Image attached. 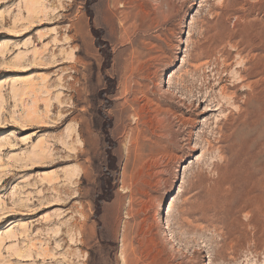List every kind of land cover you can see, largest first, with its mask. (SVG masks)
I'll list each match as a JSON object with an SVG mask.
<instances>
[{
  "label": "rangeland",
  "instance_id": "374dc122",
  "mask_svg": "<svg viewBox=\"0 0 264 264\" xmlns=\"http://www.w3.org/2000/svg\"><path fill=\"white\" fill-rule=\"evenodd\" d=\"M263 179L264 0H0V264H264Z\"/></svg>",
  "mask_w": 264,
  "mask_h": 264
},
{
  "label": "bare ground",
  "instance_id": "6f19581e",
  "mask_svg": "<svg viewBox=\"0 0 264 264\" xmlns=\"http://www.w3.org/2000/svg\"><path fill=\"white\" fill-rule=\"evenodd\" d=\"M32 5H34V4H32ZM36 5V4H35ZM36 8V7H35ZM141 94H142V97H143V99L145 100V103H146V105L147 104H149L150 103V99H148V97L146 96V94H145V92L142 90V88L140 89V91H139ZM144 103V104H145ZM153 104V103H152ZM145 106V105H144ZM141 107L140 109L141 110H146V107ZM220 107H218L217 105H214V107H211L210 105H206V107H205V109L201 112V113H206V112H208V111H214V110H218ZM151 109V108H150ZM150 109H149V111H150ZM155 110H152V111H155V112H158L160 109H159V105L158 104H156L155 105V108H154ZM135 114H136V116H138V118H139V114L137 113V111L135 112ZM152 116H153V114H152ZM137 118V117H136ZM183 120V119H182ZM143 121V120H142ZM141 121V122H142ZM184 121H186V124L189 122V120L188 119H184ZM138 122H139V120H138ZM145 122H147V121H145ZM189 123H191V121L189 122ZM151 124V123H150ZM185 124V123H184ZM148 125V124H147ZM137 128V127H136ZM149 129V128H148ZM155 129V128H154ZM137 130V129H136ZM143 130H141V132H139V135L141 136V138H144V137H142L143 136V132H142ZM154 132V131H153ZM153 132H151V133H153ZM132 133V132H131ZM133 134V133H132ZM135 135V134H134ZM136 135H137V133H136ZM171 136V142L173 143V144H175L176 146H178V143L176 142V140H175V138L174 137H172V134L170 135ZM136 139H138L137 137H136ZM177 139V138H176ZM185 139H187L185 142H186V144H188L189 145V137L188 138H185ZM184 139V140H185ZM135 145H136V148H139V145H140V142H138V141H136L135 142ZM171 146V145H170ZM264 180V179H263ZM261 184V183H260ZM263 184V183H262ZM260 186V185H259ZM264 187V185H262V188ZM261 188V189H262ZM263 197H264V194L262 195ZM262 196L260 195V196H256L255 197V200H254V204L256 205V207L255 208H257V211H258V213H261V214H263L264 215V201L262 200ZM256 211V210H255ZM255 219H252L249 223H253L252 221H254ZM254 224V223H253ZM257 225V224H256ZM227 226H229V230H231V231H235L236 230V228L231 224V225H227ZM230 231V232H231ZM243 233V232H242ZM235 237V236H234ZM238 238V237H237ZM237 238H235V239H237ZM235 244V243H234Z\"/></svg>",
  "mask_w": 264,
  "mask_h": 264
}]
</instances>
